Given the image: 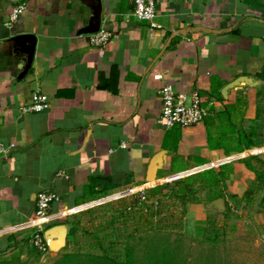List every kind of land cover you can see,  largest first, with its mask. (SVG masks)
Segmentation results:
<instances>
[{
	"label": "crops",
	"instance_id": "0c3cea01",
	"mask_svg": "<svg viewBox=\"0 0 264 264\" xmlns=\"http://www.w3.org/2000/svg\"><path fill=\"white\" fill-rule=\"evenodd\" d=\"M86 1L0 0V254L108 196L224 170L222 184L195 186L204 201L220 192L235 201L253 180L238 161L259 147L235 153L232 142L222 145L235 137L230 127H260L264 0H153L151 25L131 17V0H98L99 27L111 33L100 51L78 33L90 17ZM19 5L22 15L4 26ZM16 37H26L30 50ZM164 84L197 93L201 123L164 126L157 95ZM33 93L46 97L47 108L22 111ZM226 108L229 121L219 116ZM40 192L57 197L42 221ZM45 240L59 244L62 235Z\"/></svg>",
	"mask_w": 264,
	"mask_h": 264
},
{
	"label": "rangeland",
	"instance_id": "374dc122",
	"mask_svg": "<svg viewBox=\"0 0 264 264\" xmlns=\"http://www.w3.org/2000/svg\"><path fill=\"white\" fill-rule=\"evenodd\" d=\"M257 101L261 107V118L257 121L260 127L256 140L264 142V81L259 87ZM261 144L252 153L246 151L245 156H257L264 163V144ZM178 181L176 179L167 183L163 190L165 197L159 200L157 198V202L145 199L133 205L131 202L138 193H127L122 197H105L102 203L97 201L89 204L83 210L85 213L81 214L80 211L65 220L64 244L59 249L62 241L59 244L46 242L50 250L46 248L45 251L38 252L29 245L28 237L21 236L14 240L9 250L0 254V261L9 264H53L62 254L89 251V244L94 242L92 237H82L83 229L90 236L96 234L105 241H123L127 235L134 233L132 215H143V218L148 217L150 226L156 229V232H149L147 235L170 243L172 248L174 246L178 259L183 264H206L210 259L212 264H264V212L258 206L262 192L251 203L240 202L237 205L221 194L220 199L226 198L227 202L224 201L221 209H216L207 206L204 195L199 191L192 194L194 202L182 204L172 194L178 187ZM121 201L123 207L120 205ZM191 204L200 206L197 211H192L189 207ZM200 213L204 215L202 219L197 218ZM71 225H76V240L67 235ZM55 238L52 236V239ZM137 243L136 251L141 255L144 242L138 240ZM97 251L98 248L92 250Z\"/></svg>",
	"mask_w": 264,
	"mask_h": 264
},
{
	"label": "trees",
	"instance_id": "16d2710c",
	"mask_svg": "<svg viewBox=\"0 0 264 264\" xmlns=\"http://www.w3.org/2000/svg\"><path fill=\"white\" fill-rule=\"evenodd\" d=\"M258 77L264 80V72H262ZM229 112V108H226V110L219 116L223 115L225 118H228L227 120L229 121ZM257 129V127H254L251 128L250 131H245L241 127H238L237 129L230 127V132L232 134H235V137H232V135L228 137L226 139V144H223L222 146L227 147V145H229L228 141L232 142L231 144H235V147L233 149L235 153H241L243 150L259 147L261 143L256 140V137L258 135V132H256ZM238 162L242 163L244 167L253 174V180L248 183L246 189L239 199H236V197L234 196L231 197V199H236V205L240 202L249 204L254 199V197L257 196L258 193L262 192L258 206L260 210L264 212V163H262L255 156L240 159ZM224 168V166L220 167V169ZM225 178L226 174L224 170L217 173H214L212 170H206L202 173L190 175L180 179L177 183V189L172 192V194L176 195L182 204H184V202L192 203L194 202L192 194L198 191L197 186H195L197 181H199L200 183V188H209L212 186H217L218 183L222 184ZM166 186L167 185H162L145 190L143 194L146 201L157 202L159 199L164 198L165 194L163 193V190L166 188ZM221 194V192L215 193V196H213V198H209L205 200V202L208 203L210 202V200L212 201L217 198L220 199ZM123 201L120 202L121 207H123ZM131 203L134 205L135 203H137V201L134 199ZM83 213L85 212L82 211L81 214ZM142 218L143 215H138L137 217L136 215H132L131 219L135 224L134 233L127 235L123 241H105L99 239L96 234H92L90 236L86 229H83V231L81 232L82 237H92V241L94 242L89 244V251L84 253L62 254L57 260L53 262V264H183L179 261L176 253V248L173 245L172 248L170 243L152 239L149 235H147V233L149 232H156V229L150 226V224L148 223V217H144L143 219ZM75 227L76 225H71L67 230V235L73 240H76ZM140 235H143L144 237H140ZM138 240L144 242V251L141 255L136 251ZM94 248H98V251L92 252ZM206 262V264L213 263L212 259ZM0 264L9 263H7L6 261H0Z\"/></svg>",
	"mask_w": 264,
	"mask_h": 264
},
{
	"label": "built area",
	"instance_id": "2783aa9c",
	"mask_svg": "<svg viewBox=\"0 0 264 264\" xmlns=\"http://www.w3.org/2000/svg\"><path fill=\"white\" fill-rule=\"evenodd\" d=\"M132 9L130 15L136 21L146 22L151 25L155 15L153 0H131ZM24 7L22 5L13 8L6 16L4 26H8L16 21L22 15ZM89 46L101 50L111 38V33L105 28H100L93 34L86 35ZM155 80H159L160 76L155 75ZM158 99L160 101L159 118L164 126L169 129L177 127L179 129L191 127L202 122L206 116V111L200 106L199 98L196 92L190 93L188 96L176 93L169 85H162L157 90ZM47 108L46 97L39 93H33L30 96V102L23 107L24 112H39ZM124 148V144H120ZM6 150L0 147V154ZM136 201L143 202L145 200L143 193L135 196ZM57 197L51 193L40 192L35 197V216L38 221L45 218V212L48 204L56 202ZM29 245L36 251H45L47 248L46 241L43 239L39 231L31 233L28 237Z\"/></svg>",
	"mask_w": 264,
	"mask_h": 264
},
{
	"label": "water",
	"instance_id": "95a60500",
	"mask_svg": "<svg viewBox=\"0 0 264 264\" xmlns=\"http://www.w3.org/2000/svg\"><path fill=\"white\" fill-rule=\"evenodd\" d=\"M86 2H87L86 4L89 5L91 13H90V17L87 21V24L82 29H80L78 31V33L81 35H89V34L95 33L99 29V25H100V3H99V1L98 0H87ZM26 37H23V38L16 37V38H14V40L17 42L22 40L20 47L23 50L24 49L30 50V47H25L26 39L29 38V37H27V38ZM27 55H28L27 56V61H28L30 58V53H28ZM242 81H244V80L243 79L235 80L232 83H230L229 85H227L226 89L231 88L233 86H237L239 84V82H242ZM207 206L214 207L216 209H221L223 206V203H222L221 199L217 198V199L210 201ZM61 235H62V243L58 247V249H59L64 244V236H65V228L64 227H56L51 231L45 232L43 235V239L45 240L47 236L51 237V238H52V236H54V237H56L55 239L57 240V238ZM47 248L50 250V248L48 246H47Z\"/></svg>",
	"mask_w": 264,
	"mask_h": 264
}]
</instances>
